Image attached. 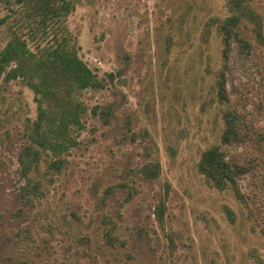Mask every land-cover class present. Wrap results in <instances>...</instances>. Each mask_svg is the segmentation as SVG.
<instances>
[{"label":"rangeland","instance_id":"1","mask_svg":"<svg viewBox=\"0 0 264 264\" xmlns=\"http://www.w3.org/2000/svg\"><path fill=\"white\" fill-rule=\"evenodd\" d=\"M73 1L67 28L103 87L78 93L87 127L60 170L40 152L30 174L40 192L28 203L18 155L37 101L21 78L0 80V264H256L255 254L264 263L263 223L198 168L221 142L224 110L236 107L254 120L235 154L250 166L242 187L264 197V0H251L262 33L243 29L251 67L229 74V102L219 96L215 24L231 13L228 0ZM5 37L0 25V48ZM96 106L110 107L107 120ZM146 162L160 164L152 180Z\"/></svg>","mask_w":264,"mask_h":264},{"label":"trees","instance_id":"2","mask_svg":"<svg viewBox=\"0 0 264 264\" xmlns=\"http://www.w3.org/2000/svg\"><path fill=\"white\" fill-rule=\"evenodd\" d=\"M0 4L5 10L0 25L6 31L4 45L0 48V80L21 78L33 90L37 101V117L26 126L27 140L18 155V172L23 178L19 191L29 203L28 192H40L41 182L30 175L33 166L38 164L40 152L52 157L50 168L61 169L64 164L61 155L75 144L76 136L87 127L83 117L88 108L78 93L90 87H103V84L80 57V47L67 28V17L76 6L73 0H0ZM228 5L231 13L215 20L224 44L219 96L227 102L230 100L229 74L240 69L236 66L251 67L254 43L243 33L244 27L251 24L256 36L262 33L260 14L251 0H228ZM43 39L47 41L41 43ZM34 41L35 47L31 45ZM109 112V106L93 108V113L103 115L105 120ZM223 121L221 142L203 151L198 168L216 188H231L250 209V217L264 226V197L256 190L243 189L241 180L250 172V166L235 156L253 139L250 130L254 120L231 106L224 110ZM227 148L231 149V154ZM160 170L159 162H146L141 167L146 180L156 178ZM158 208L162 219L164 205ZM262 232L264 234V228ZM113 233L114 229L106 232L110 243H113ZM254 258L256 264H264L257 254Z\"/></svg>","mask_w":264,"mask_h":264}]
</instances>
